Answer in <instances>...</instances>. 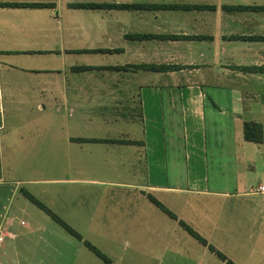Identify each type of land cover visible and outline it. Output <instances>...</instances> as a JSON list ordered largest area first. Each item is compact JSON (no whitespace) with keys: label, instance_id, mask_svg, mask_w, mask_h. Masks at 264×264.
Listing matches in <instances>:
<instances>
[{"label":"crops","instance_id":"1","mask_svg":"<svg viewBox=\"0 0 264 264\" xmlns=\"http://www.w3.org/2000/svg\"><path fill=\"white\" fill-rule=\"evenodd\" d=\"M261 109L264 0H0V223L55 221L108 264L72 224L90 207L124 224L101 234L112 264H264Z\"/></svg>","mask_w":264,"mask_h":264},{"label":"rangeland","instance_id":"2","mask_svg":"<svg viewBox=\"0 0 264 264\" xmlns=\"http://www.w3.org/2000/svg\"><path fill=\"white\" fill-rule=\"evenodd\" d=\"M261 111V112H260ZM257 111V115L262 118L261 121L263 124V130H264V110ZM8 113V114H7ZM6 114L9 115V112ZM27 114L30 115L29 118H37L38 116L36 114H33L31 112H27ZM8 120V117H7ZM4 155H2L3 159H0L2 167L9 171L12 166L14 168V161L9 158V154H6V148L4 144ZM16 171L19 172L20 167L15 166ZM56 168V169H55ZM55 169L52 173L55 176L58 175V168L57 164H52L50 166V170ZM29 169H26L20 172L27 173ZM8 175H10L8 173ZM88 177L87 175H85ZM264 180V178H262ZM23 186V185H22ZM25 188H30L31 186L28 184H24ZM33 189V188H32ZM35 190V188H34ZM39 190H36V192ZM52 191V190H50ZM21 192V191H20ZM39 195H44L41 192ZM45 194V193H44ZM95 195H99V193L96 192ZM17 195L13 197V199L10 201V204L8 206L7 212L10 214L13 207L16 204ZM19 198V197H18ZM45 199H49V201H52V204L55 205L56 208H59V201L60 197L59 194L54 195V198H48L45 194ZM86 199V197H85ZM23 200V199H22ZM99 204V210L98 213L100 216H111L112 215H120V212H118L119 206L116 205L114 202L110 200H105L102 198V193L99 195V200L95 201ZM26 204H28L26 202ZM91 208H84L83 212V218L81 220H78L79 222H74L72 224H75L79 231L88 238L90 242H92L94 245L97 246L98 249H101L99 244H101L100 238L101 234L106 231L110 234L118 233V229L121 228L124 224L121 222H94L90 224L89 222H86V215L91 214ZM87 211V212H86ZM215 215H218V213H215ZM245 215V214H244ZM5 218V217H4ZM9 218V217H8ZM7 218V219H8ZM20 218L23 219L26 223H21ZM17 219L15 222H8L7 219L3 220L0 223V229H6L12 234H14V237H7L5 234H0L1 240H0V251L6 249L12 254V250L15 249L18 251V260L21 264H69L70 262H73L75 264H88L87 262H84L81 257V252L79 250L80 245L76 238L70 237L71 239H65L62 236V233H65V230L55 221H48L45 222L43 220H37V223L32 222L29 217L22 216ZM37 219V217H35ZM11 223V224H10ZM227 224V223H226ZM224 224L225 226V232L229 231L230 227H233V223L228 225ZM246 228L244 230H248V224L244 223ZM120 232H122L121 229H119ZM68 236V235H67ZM93 238V240H90ZM103 240V239H102ZM105 241V240H104ZM124 243V239L122 238L120 241V245ZM109 253L113 250H108ZM121 251V250H120ZM8 256L10 259H15L16 256ZM108 255V254H107ZM112 255V254H111ZM110 258H112L110 255H108ZM60 259V260H59ZM12 261V260H11ZM114 261V260H113ZM135 263H139L138 260H134ZM115 262L117 263L116 259ZM120 264H123V259H120ZM124 263L130 264V261L127 259L124 260Z\"/></svg>","mask_w":264,"mask_h":264},{"label":"trees","instance_id":"3","mask_svg":"<svg viewBox=\"0 0 264 264\" xmlns=\"http://www.w3.org/2000/svg\"><path fill=\"white\" fill-rule=\"evenodd\" d=\"M91 68L90 66H79L76 67V69H89ZM243 132H244V137L246 140L254 141V142H260L262 140V135H263V128L262 125L259 122H254V121H245L243 124ZM170 215L174 216L172 213L169 212ZM182 225L193 235L198 237L201 241L205 242L203 238H201L194 230H192L188 225L185 223L181 222ZM61 224L66 227L67 229H70L66 223L61 222ZM85 244L93 250L97 255H99L105 262L108 264H112L111 260L104 255L98 248H96L94 245H92L90 242L85 241Z\"/></svg>","mask_w":264,"mask_h":264},{"label":"built area","instance_id":"4","mask_svg":"<svg viewBox=\"0 0 264 264\" xmlns=\"http://www.w3.org/2000/svg\"><path fill=\"white\" fill-rule=\"evenodd\" d=\"M255 193H262L264 194V185H258L257 188L254 190ZM1 240V237H0Z\"/></svg>","mask_w":264,"mask_h":264}]
</instances>
